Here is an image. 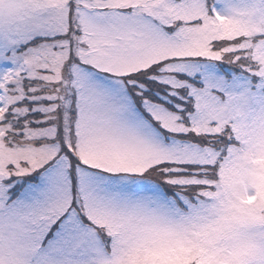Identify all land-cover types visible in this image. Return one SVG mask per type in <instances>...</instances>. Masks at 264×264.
<instances>
[{
    "label": "snow or ice",
    "instance_id": "6c2138e0",
    "mask_svg": "<svg viewBox=\"0 0 264 264\" xmlns=\"http://www.w3.org/2000/svg\"><path fill=\"white\" fill-rule=\"evenodd\" d=\"M0 264H264V0H0Z\"/></svg>",
    "mask_w": 264,
    "mask_h": 264
}]
</instances>
